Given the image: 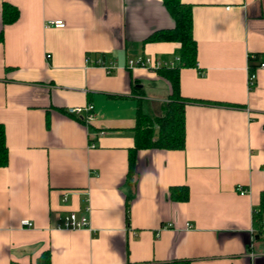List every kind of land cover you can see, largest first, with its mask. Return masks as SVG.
<instances>
[{
    "label": "crops",
    "instance_id": "0c3cea01",
    "mask_svg": "<svg viewBox=\"0 0 264 264\" xmlns=\"http://www.w3.org/2000/svg\"><path fill=\"white\" fill-rule=\"evenodd\" d=\"M181 1L192 6L194 36L181 95L239 107L188 104L186 148L139 151L133 189L136 114L160 115L171 85L127 62L145 55L180 64V44L144 43L174 26L163 0H0L9 148L0 264H37L44 253L50 264H264L252 225L264 191V0ZM4 3L18 9L15 22H4ZM53 20L66 26L47 27ZM87 56L116 68L90 67ZM88 105V123L69 113ZM173 186L188 187L189 200H171ZM70 213L88 217L91 230H58Z\"/></svg>",
    "mask_w": 264,
    "mask_h": 264
},
{
    "label": "trees",
    "instance_id": "16d2710c",
    "mask_svg": "<svg viewBox=\"0 0 264 264\" xmlns=\"http://www.w3.org/2000/svg\"><path fill=\"white\" fill-rule=\"evenodd\" d=\"M164 6L174 21L170 29H162L152 33L144 43H178L180 64L171 67H162L157 74L167 80L171 85L169 101L162 104L160 115L145 114L139 108L136 114L134 127V147L129 149L127 179L133 189L138 184L136 174V156L142 150L183 151L186 148V106L199 104L204 106H229L219 102L190 100L180 92V70L188 65L189 45L193 42V10L192 6L181 0H163ZM19 11L16 7L4 3L3 19L5 23L17 20ZM195 65V62H192ZM250 74L255 73V66H250ZM83 122L82 119H79ZM49 125V122L47 123ZM9 163V148L7 145L6 128L0 123V168L7 167ZM264 170V165L262 166ZM170 199L175 202H187L190 198L189 188L186 186H173L170 188ZM131 197H128L126 211L129 214ZM252 225L255 237L264 238V191L260 196V203L252 213ZM15 264V263H14ZM37 264H50V254L44 253ZM138 264H154L142 262ZM171 264H191L190 260H176Z\"/></svg>",
    "mask_w": 264,
    "mask_h": 264
},
{
    "label": "built area",
    "instance_id": "2783aa9c",
    "mask_svg": "<svg viewBox=\"0 0 264 264\" xmlns=\"http://www.w3.org/2000/svg\"><path fill=\"white\" fill-rule=\"evenodd\" d=\"M66 23L62 20H53L47 22V27L53 28H64ZM86 63L90 67L101 68L106 71L107 74H111L113 70L116 68L115 64H107L102 59L92 60L90 56L86 57ZM127 66L129 68H143L157 71L162 67H171L174 66V62H166L155 60L152 57L140 55L135 58L129 59L127 62ZM264 67V64H262ZM255 74H250L249 83L252 87L254 85ZM70 115L75 116L77 118L86 121V123L90 122L94 118L93 107L88 105L86 107H77L69 110ZM237 191L241 195H246L248 190L242 186L237 187ZM60 222L57 225L58 230H91V222L90 219L86 216H79L77 213H70L64 217L59 218ZM23 227L32 228L33 224L29 221L22 222ZM188 228H191L190 225H187Z\"/></svg>",
    "mask_w": 264,
    "mask_h": 264
}]
</instances>
